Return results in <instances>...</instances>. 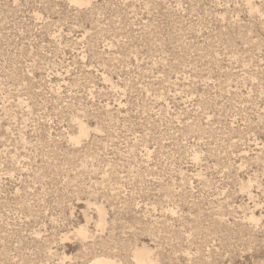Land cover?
Segmentation results:
<instances>
[{
    "label": "rangeland",
    "instance_id": "1",
    "mask_svg": "<svg viewBox=\"0 0 264 264\" xmlns=\"http://www.w3.org/2000/svg\"><path fill=\"white\" fill-rule=\"evenodd\" d=\"M145 248L264 264V0H0V264Z\"/></svg>",
    "mask_w": 264,
    "mask_h": 264
},
{
    "label": "bare ground",
    "instance_id": "2",
    "mask_svg": "<svg viewBox=\"0 0 264 264\" xmlns=\"http://www.w3.org/2000/svg\"><path fill=\"white\" fill-rule=\"evenodd\" d=\"M84 132V130H83ZM103 213V212H102ZM103 215V214H102ZM101 218V217H100ZM102 220V218L100 219ZM101 222V221H100ZM102 223V222H101ZM100 223V225L102 226V224ZM104 224V223H103ZM79 234L81 236H83L84 238H87V233L86 230L84 229H80L79 230ZM136 255V260L139 264H151V260H150V253L149 251L145 248V249H141L137 252ZM95 264H117L116 262H113L109 259L106 258H100L98 259Z\"/></svg>",
    "mask_w": 264,
    "mask_h": 264
}]
</instances>
